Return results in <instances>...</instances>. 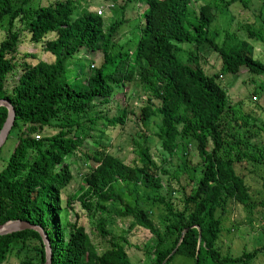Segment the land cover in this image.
Instances as JSON below:
<instances>
[{"label": "trees", "instance_id": "obj_1", "mask_svg": "<svg viewBox=\"0 0 264 264\" xmlns=\"http://www.w3.org/2000/svg\"><path fill=\"white\" fill-rule=\"evenodd\" d=\"M102 1L107 18L119 14L108 28L100 11L84 10L91 0H0V23H7L0 40V99L13 107L8 135L14 131L16 137L0 169V224L23 220L40 226L50 264H129L125 239L105 229V213L130 218L153 237L147 264H169L176 254L191 264H232L264 255V243L235 256L222 253L218 244L228 229L229 206L252 208L247 174L259 177L264 199L258 173L264 170V105L255 103L259 116L243 112L218 79L244 69L254 83L249 96L264 98V56L254 58L251 44L259 41L264 48L262 7L260 30L244 24L245 37L225 33L218 44L208 36L210 23L216 15H230L241 0ZM115 2L116 9L110 8ZM226 20L228 27L233 17ZM128 23L133 27L122 32ZM30 42L53 59L20 48ZM200 47L216 54L218 73L203 69L196 55ZM78 52L93 59L81 75L74 72L82 66L74 60ZM70 61L75 65L69 69ZM129 83L147 94L136 116L139 128L157 118L158 139L151 149L147 134L130 135L131 163L108 152L99 136L105 131L97 129L99 122L105 128L125 124L132 110L114 96ZM5 117L0 106V128ZM174 156L179 162L170 173L167 164ZM194 157L199 160L192 165ZM79 159L81 183L62 204L60 194ZM163 178L177 188L169 189ZM66 210L75 216L69 225L61 218ZM93 221L95 240L86 230ZM12 251L22 253V264H44V245L33 229L0 235V264Z\"/></svg>", "mask_w": 264, "mask_h": 264}, {"label": "rangeland", "instance_id": "obj_2", "mask_svg": "<svg viewBox=\"0 0 264 264\" xmlns=\"http://www.w3.org/2000/svg\"><path fill=\"white\" fill-rule=\"evenodd\" d=\"M211 1L212 0H196V3L199 4L207 2L210 4ZM242 2L245 4V6H242ZM96 4L97 6H93ZM117 5L118 3L115 2V4H113V6H111L110 8L116 9ZM138 5L139 3L136 2L135 6ZM87 7L90 10L95 11L96 13L97 11L101 12L99 16H101L104 20V28L109 27L108 22L110 20L113 21L117 19L116 17L119 18V14L117 13L113 17H106L107 15L104 12L105 8L102 0H91V5H85L84 10H86ZM191 7L192 5H190L189 8ZM231 7L232 9H230V12L232 15H216L215 19L210 23L208 27V36L212 35L214 41L218 44L223 40L225 33L235 32L234 34H236L239 31L242 33L241 36L245 37L246 32L245 27H243L244 24H251L255 28L256 32L258 29H261V27H259V23L261 21L259 12H261L262 7L263 10L261 13H264V0H241V2H236ZM129 12L131 14H134V10ZM229 16L233 17L232 24L226 27V18ZM132 25L133 23H128V25L124 27L122 32H126L127 30H129L130 26ZM6 27L7 23L5 21L0 23V40L3 38ZM251 44L253 45V57L258 59L263 58V45H261L259 41H251ZM20 48L27 52L39 54L40 58L43 60L51 61L53 59V56L51 54L42 52L38 44H35L33 42H30L28 44H22ZM198 51L199 54L196 55L198 57L199 63L206 71V73H218L217 70L220 67V62L218 58H216V54L210 49H205L204 47H200ZM80 54L81 53L79 52L76 53L74 55V60L77 63H81L82 66L80 68L78 67L74 72L81 75L88 72L89 67H87V64L88 62H92L93 59L91 60V55L89 53H87L88 59H83ZM180 56L182 59H185V51L181 52ZM18 57H20V55H18ZM96 57L97 54H94V56L92 55V58ZM70 62L68 65L69 69L71 67H74L75 65L72 63V61ZM221 75L222 76L220 78L218 76L219 82L224 88L225 92L227 93L228 99L231 102L238 101L241 110L245 113L249 112L254 116H259L258 113L262 114V112L256 107V104L258 105L259 103H261L264 105V98L260 97V99H258V96H256L255 99L254 97L249 96L254 86V83L250 82V76L244 69H240V71L236 75H230L228 73H224ZM15 77L16 75L10 76L5 85L9 87ZM146 97V92L142 91V89L138 87H135L134 84L129 83L126 89H119L114 96L115 100L120 101L121 104L125 102L128 105V109L132 110L131 113L127 114V120L125 124L121 127L116 126L114 128H111V126H107L108 128H105L104 122H99V124L97 125L98 131L99 129L105 131L102 134H99V136L102 143L106 146V150L111 154L119 157L120 159H123L127 163H131L135 156L132 149V145L130 143L131 141L129 139L130 135H133V137H135L136 139H140L143 133L147 134V144L150 146L151 149H153L154 146L158 143V139L154 136V133L157 130V118L150 119L143 128H139L138 122L136 120V116L139 112V107L145 102ZM15 142V133L14 131H12L4 141L3 145L0 147V169L5 164L10 152L12 151L13 146L15 145ZM155 153L159 154L158 151ZM70 159L71 158H69V160ZM198 160V158L194 157V159L191 160L192 165L197 163ZM178 162L179 160L175 156L169 161V163L167 164V169L170 173L174 171ZM81 167H83L81 159L76 160L75 164L71 166L73 170V179L69 183L68 187L63 190L60 194L62 204H64L65 196L67 194L72 191H77L81 183V177L79 175V172L80 170H84V168ZM246 168L252 170L249 164L246 165ZM258 173L261 174L262 177H264V170L258 171ZM258 178H255L254 176H252V174H247L245 177V182L248 186L249 194L252 199L251 202L253 204L250 211L246 212L238 204H233L229 206L230 210L226 214V220L224 221V227L228 229L223 230L221 232V235L218 240V244L221 247L222 253H225L227 251V254L235 256L239 254L242 250L251 249L252 247L259 248L264 243V199H262V189L259 187L260 181ZM163 183H165V185L168 186L169 189H172V187H174L175 189L177 188L174 181H171L168 184L167 181H165V178H163ZM175 195L179 197L177 191L175 192ZM73 204V209L79 211V203L74 202ZM74 217L75 216L73 212L68 210L63 211L61 213L62 221L68 225L74 220ZM103 219H106L104 227L110 234L114 236H123V238L125 239V243L123 242V244L128 257L129 264H147L149 261H151L152 255L149 252V249L153 242V237L146 230L132 225L130 218H119L113 213L103 214L102 220ZM94 221L92 224H86V230L89 235L93 238V240L97 238L95 236L96 231L93 228L95 223ZM11 254L12 255L9 256L8 261L4 262V264H22V253L18 254L17 256H14L12 251ZM30 255L32 254L30 253ZM263 262L264 255L260 252L257 253V255L250 261L237 262L232 264H260ZM169 264H191V261L190 259L184 256L176 254L171 259Z\"/></svg>", "mask_w": 264, "mask_h": 264}, {"label": "water", "instance_id": "obj_3", "mask_svg": "<svg viewBox=\"0 0 264 264\" xmlns=\"http://www.w3.org/2000/svg\"><path fill=\"white\" fill-rule=\"evenodd\" d=\"M0 106H3L6 108V117L0 128V147H1L4 141L6 140V137L12 126V123L14 120V110H13V107L9 104V102L3 98L0 99ZM22 229H33L37 231V233L39 234L41 238L42 244L44 245V264H50L51 253H50L49 242H48L45 232L42 230L40 226L31 224L23 220H9V221H6L0 224V235L11 233V232L22 230ZM184 231L185 229L182 232ZM172 252L173 251H171L170 254H172Z\"/></svg>", "mask_w": 264, "mask_h": 264}, {"label": "built area", "instance_id": "obj_4", "mask_svg": "<svg viewBox=\"0 0 264 264\" xmlns=\"http://www.w3.org/2000/svg\"><path fill=\"white\" fill-rule=\"evenodd\" d=\"M97 13H99V11H97ZM34 138H35V139H37V136H36V135H34Z\"/></svg>", "mask_w": 264, "mask_h": 264}]
</instances>
